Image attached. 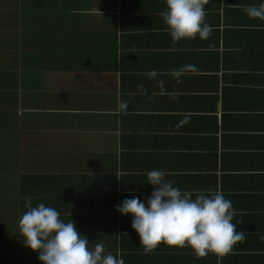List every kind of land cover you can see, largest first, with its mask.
Masks as SVG:
<instances>
[{
    "label": "crops",
    "instance_id": "1",
    "mask_svg": "<svg viewBox=\"0 0 264 264\" xmlns=\"http://www.w3.org/2000/svg\"><path fill=\"white\" fill-rule=\"evenodd\" d=\"M261 2L209 0L210 37L173 43L165 0H0V53L28 50L39 73L18 101L17 125L4 128L17 152L0 158L19 169L0 210L15 216L2 231L16 227L0 238V264H41L19 233L26 198L72 219L90 249L103 241L124 264H264V21L242 11ZM189 65L198 71L173 75ZM9 90L0 94L11 109L24 90ZM153 169L194 196L222 191L245 239L227 254L164 243L146 253L132 216L115 206L146 204Z\"/></svg>",
    "mask_w": 264,
    "mask_h": 264
},
{
    "label": "clouds",
    "instance_id": "2",
    "mask_svg": "<svg viewBox=\"0 0 264 264\" xmlns=\"http://www.w3.org/2000/svg\"><path fill=\"white\" fill-rule=\"evenodd\" d=\"M208 2L165 0L166 10L160 16L173 43L210 37L213 28L205 22ZM242 11L250 19L264 21V2L243 6ZM186 70L198 71L195 65H189L187 69L174 70L173 75L179 77ZM150 75L155 76V71ZM127 104L120 101L117 110H126ZM166 175L157 169L146 173L147 183L154 186L146 204L133 197L115 206L120 214L132 216L131 227L146 253L164 243L169 247H190L199 257L227 254L234 244L245 239L244 231L237 232V224L232 222L236 214L232 201L225 199L222 191L194 196L191 191L174 187ZM25 208L18 221L19 233L24 245L38 253L41 264H124L121 257L106 252L103 241L90 249L89 240L77 232L74 221H63L55 208L44 203L33 206L31 198H26Z\"/></svg>",
    "mask_w": 264,
    "mask_h": 264
},
{
    "label": "trees",
    "instance_id": "3",
    "mask_svg": "<svg viewBox=\"0 0 264 264\" xmlns=\"http://www.w3.org/2000/svg\"><path fill=\"white\" fill-rule=\"evenodd\" d=\"M22 23L24 24L25 27H28V21L22 19ZM23 45L28 46V38H27V43L25 40H23ZM20 48V47H19ZM14 59L12 58V64L9 65L10 67V72L13 74L12 82L9 83L8 80L2 82L3 85L0 86V91H7L9 90V93L15 94L16 91H22L24 92L21 93V98L18 99L15 97V101L11 104V109L7 107V102L2 98L4 96H1L0 94V146H2L3 143H7L9 145V141L12 142V146L15 147L14 139L12 140L15 135L13 133V129L5 130L4 128H7L9 125L11 128L13 126H16L18 123V107L25 101L28 100V81L29 78H37L39 76L38 71L33 68L30 69L28 68V50L26 49H20V52L15 53ZM5 68V67H4ZM3 68L0 69V75H5V71ZM7 74V73H6ZM6 78V77H5ZM7 93V92H5ZM20 101V102H18ZM15 130V129H14ZM9 132H11L9 134ZM13 133V134H12ZM23 137V135H22ZM19 138V137H18ZM3 150L0 149V157L3 154ZM17 151L16 149L13 150V153L15 154ZM1 160V158H0ZM14 177H12L13 179ZM15 179V178H14ZM16 182L18 184L16 185L17 188V194L20 196L23 192V185L25 183L24 181V174L21 175V177L17 178ZM17 195V197H18Z\"/></svg>",
    "mask_w": 264,
    "mask_h": 264
},
{
    "label": "rangeland",
    "instance_id": "4",
    "mask_svg": "<svg viewBox=\"0 0 264 264\" xmlns=\"http://www.w3.org/2000/svg\"><path fill=\"white\" fill-rule=\"evenodd\" d=\"M3 45H4L3 42H1V40H0V46H3ZM7 46H9L8 43H7ZM7 46H5V47H7ZM16 50H17V48H15V47L10 48V52H16ZM13 55L14 54H9V53L1 54L0 53V68H3V67L6 68L7 74L5 73V76H6L5 79L8 80L9 83L12 82V78H13V74L11 72H8V71H10L9 65L12 64V58L14 59ZM0 119H1V116H0ZM11 139L13 140L14 137ZM0 149L3 151L10 149L9 151L6 152L7 158H9V155H10L11 151L13 152L14 147L11 148V146H9L7 143L6 144L3 143L2 146H0ZM7 158L4 157V158H1V160H0V210L3 209L2 208L3 205L7 206V203L4 199V196L7 193V191H9L13 187V182L11 180H13L12 177H14V172L16 171V169H19L18 167L12 165V163L10 161H8ZM6 215H7V217L10 218V221L14 220V219H12L13 217L15 218V216L13 214H11L10 212L9 213H5V212L1 213L0 212V238H2V236H7L9 234H13L14 232L16 233V231H15L16 227L15 226H10L9 228L6 227L2 231V228H1L2 221L5 220L4 217Z\"/></svg>",
    "mask_w": 264,
    "mask_h": 264
}]
</instances>
